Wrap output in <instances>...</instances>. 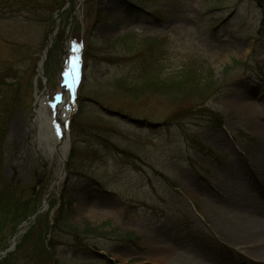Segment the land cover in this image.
Wrapping results in <instances>:
<instances>
[{"label":"rangeland","instance_id":"1","mask_svg":"<svg viewBox=\"0 0 264 264\" xmlns=\"http://www.w3.org/2000/svg\"><path fill=\"white\" fill-rule=\"evenodd\" d=\"M79 53L60 160L35 110ZM262 180L264 0H0V253L30 230L52 254L37 264H157L152 236L235 264L210 207L236 189L263 204Z\"/></svg>","mask_w":264,"mask_h":264},{"label":"bare ground","instance_id":"2","mask_svg":"<svg viewBox=\"0 0 264 264\" xmlns=\"http://www.w3.org/2000/svg\"><path fill=\"white\" fill-rule=\"evenodd\" d=\"M66 69L67 67L64 68L63 74L67 73ZM38 104L40 107L35 110L33 124L36 129L38 150L44 152L45 149L49 156L56 154L60 160L66 159L70 144L69 121L76 105L68 104L66 100L57 105L47 104L45 95L38 97ZM255 188L258 194L264 197V180ZM190 194L195 193L191 191ZM237 198L244 202L242 207L236 206ZM220 201L226 207H210V212L216 215L214 226L220 243L233 252L235 264H238L236 258L244 264H264V203L260 201L252 203L251 195L244 194L241 189H236L235 193L227 194L226 197L222 196ZM83 212L88 213L90 217H97L92 215L88 208ZM145 241L155 257L153 261L157 264H213L199 253H196L194 258L185 254V258L182 259L176 253L175 247L157 236L149 237Z\"/></svg>","mask_w":264,"mask_h":264},{"label":"trees","instance_id":"3","mask_svg":"<svg viewBox=\"0 0 264 264\" xmlns=\"http://www.w3.org/2000/svg\"><path fill=\"white\" fill-rule=\"evenodd\" d=\"M33 192H31L33 195L31 199H34L35 197ZM31 199L22 203L24 205V207L22 208V212H26L27 214L29 209H26V208L30 206L31 203L29 202L31 201ZM14 209L16 210V212L21 211L20 208L19 209L14 208ZM56 221L58 223L61 222L59 220H56ZM31 232L29 230L22 235L20 242L15 246V250L11 253H8L7 256H5V258H2V260L0 261V264H33L34 262L35 264H37V262H39L40 256L52 259L51 252L48 251L46 247H44L41 243L36 241L33 244H31V241H30ZM20 254L22 255L19 256Z\"/></svg>","mask_w":264,"mask_h":264},{"label":"water","instance_id":"4","mask_svg":"<svg viewBox=\"0 0 264 264\" xmlns=\"http://www.w3.org/2000/svg\"><path fill=\"white\" fill-rule=\"evenodd\" d=\"M102 110L109 117L112 116V117L118 118L120 120L127 121L130 124L136 125L138 127H147L149 125V123L146 121H139V120L131 119L125 115H121L118 112H113V111L106 110V109H102ZM14 244H15V237L13 238V245L11 247H9L8 249H6L5 251L0 253V260L2 259V257L4 258L6 256V254L13 249Z\"/></svg>","mask_w":264,"mask_h":264}]
</instances>
